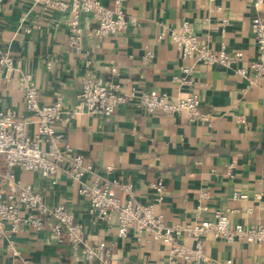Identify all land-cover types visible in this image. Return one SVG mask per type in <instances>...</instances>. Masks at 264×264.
<instances>
[{"label":"crops","instance_id":"obj_1","mask_svg":"<svg viewBox=\"0 0 264 264\" xmlns=\"http://www.w3.org/2000/svg\"><path fill=\"white\" fill-rule=\"evenodd\" d=\"M113 5V0H101ZM124 8L138 19L117 34L97 36L91 14L82 17L81 50L70 46L67 22L71 13L44 8L33 0H0V54L9 52L21 65L0 81V109L12 107L37 128V117L26 107L20 76L31 73L40 89L41 100L61 97L65 105L77 102L82 78L87 72L112 77L125 87L136 85L169 95L197 93L199 113L147 111L132 104L121 105L112 115L79 113L68 124L61 123L66 141L93 163L85 180L111 182V192L122 201L134 198L154 201L153 184L162 181L164 199L156 204L168 224L213 218L220 210L233 223L264 224V74L254 83L250 62L257 59L258 44L252 19L264 17V4L253 0H125ZM188 21L200 41L212 48L226 43L230 51L244 53L235 67L195 63L184 57L171 38V31ZM148 50L154 57L142 59ZM52 60L49 67L47 62ZM194 64L189 82L174 79L181 68ZM248 68V74L236 67ZM117 67L119 75H112ZM243 120H240V118ZM232 165V166H230ZM6 168L0 154L1 176ZM22 183L43 193L46 203H63L85 226L92 241L105 240L115 252V264H264V243L227 241L208 234L203 250L207 262L172 263L169 245L149 234L138 236L134 228L127 237L118 234L117 214L110 221L89 214V201L79 193L80 183L64 170L57 181L40 171L15 166ZM131 184V192L121 184ZM260 194L259 197L256 195ZM53 223V221H51ZM179 240L195 245L191 236ZM31 259L44 264H83L71 253L68 240L60 242L49 228L28 223L13 229L6 224L0 237V263ZM92 264H100L94 262Z\"/></svg>","mask_w":264,"mask_h":264},{"label":"built area","instance_id":"obj_2","mask_svg":"<svg viewBox=\"0 0 264 264\" xmlns=\"http://www.w3.org/2000/svg\"><path fill=\"white\" fill-rule=\"evenodd\" d=\"M33 1L44 8L71 13L72 16L67 22L71 32L69 43L77 51L81 50L84 33L82 17L85 14H91L96 21L94 33L97 36L117 34L138 23V19L124 8L125 0H113L112 6L104 4L101 0ZM253 4L258 7L264 4V0H253ZM251 28L256 35L259 50L257 59L250 62V68L255 73L250 83H254L264 74V17L254 16ZM171 38L181 54L184 57H194L195 63H217L232 68L237 66L244 56L241 50L230 51L224 42L216 49L201 42L188 21L183 23L180 31L173 29ZM153 57L154 51L148 50L142 59L148 63ZM52 63V60L47 62L49 67ZM20 65L21 60L11 53H1L0 81ZM194 66H182V74L175 75L174 79L180 83L189 82V75ZM111 71L112 75H119L117 67H112ZM236 71L243 75L248 74V68L243 66L236 67ZM19 79L24 89L26 107L37 117L38 125L30 132L32 120L29 117L20 116L9 106L0 109V154L4 155L6 161V168L1 176L0 237L5 235L7 223H10L13 229H18L24 223L37 229L49 227L60 242L68 240L72 255L80 258L83 264H115L116 256L111 244L105 240L92 241L87 236L84 224L76 220L65 204L49 205L41 191L17 178L14 167L21 166L23 169L40 171L44 177L52 178L54 183L59 171L64 170L80 183L78 191L88 199L90 215L110 221L117 214L118 234L121 237H127L134 228L138 236L146 233L167 243L172 263L179 259L187 263L210 261L211 257L203 250V238L208 234L227 241L264 243V224L233 223L229 215L220 210L210 219L168 224L163 213L156 208V204L164 199L162 181L153 184L156 191L154 201L141 203L134 198L122 201L112 194L109 181H100L99 177L90 182L85 180V175L93 172V163L84 153L66 141L65 131L61 127V123L68 124L79 113L112 115L121 105L129 104L150 112L186 113L190 119H194L202 102L199 94L169 95L167 92L148 90L136 85L125 87L112 77L103 78L87 72L82 78L77 102L65 105L61 97L43 102L40 89L31 73H24ZM121 187L131 192V184L124 183ZM256 196L259 197L260 194ZM182 235L194 238L195 245L189 246L181 242L179 238ZM20 262L44 264L26 258ZM0 264H18V261ZM222 264H233V260L226 259Z\"/></svg>","mask_w":264,"mask_h":264}]
</instances>
